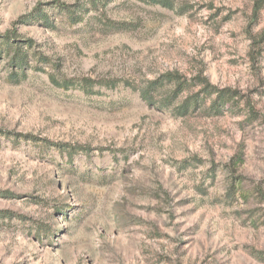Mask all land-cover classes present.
Segmentation results:
<instances>
[{
  "label": "rangeland",
  "instance_id": "obj_1",
  "mask_svg": "<svg viewBox=\"0 0 264 264\" xmlns=\"http://www.w3.org/2000/svg\"><path fill=\"white\" fill-rule=\"evenodd\" d=\"M51 1L0 0V33L49 57L19 82L0 62V264H264V0H98L79 24ZM168 72L238 94L175 116L128 85Z\"/></svg>",
  "mask_w": 264,
  "mask_h": 264
},
{
  "label": "trees",
  "instance_id": "obj_2",
  "mask_svg": "<svg viewBox=\"0 0 264 264\" xmlns=\"http://www.w3.org/2000/svg\"><path fill=\"white\" fill-rule=\"evenodd\" d=\"M152 4H161L164 7L172 8L173 4L169 0H145ZM97 7L98 0H88L81 2L77 0L73 3H67L60 0H52L48 3L51 7L66 13L68 20L72 24L81 23L85 15L93 8ZM34 15H41L47 27H53L54 22H50V18L45 10V5L38 4L34 10ZM15 22L14 24H17ZM22 34L18 30L13 29L5 33H0V62L5 61V65L9 67V78L13 82H19L21 78L27 76L29 68L34 70H44L43 67L37 65L40 61L48 59L47 55L38 52L32 44L30 38H21ZM37 57V59L35 58ZM51 80L59 87L69 88L74 85L73 80L65 79L59 81L51 75ZM119 80H109L106 82L108 87H114ZM100 80H95L90 77L82 78L81 85L86 92H90L94 85L101 84ZM129 83V82H128ZM137 91L140 97L146 101L150 106H157L158 108H171L172 114L175 116H186L191 113L203 111L206 115H219L225 111L229 103L236 99L238 94L236 89L221 88L210 81L202 80L198 84H192L184 79L180 74L168 72L157 76L154 79L148 80L144 85L138 86L135 84H128ZM196 85H201L196 89ZM193 87V90L192 88ZM196 89V90H195ZM0 132H3L0 130ZM10 135L12 132H6ZM18 137L26 140L44 141L49 145L64 147L69 144L55 142L47 138H40L32 133H14ZM7 212V211H6ZM5 213L0 210V217Z\"/></svg>",
  "mask_w": 264,
  "mask_h": 264
}]
</instances>
